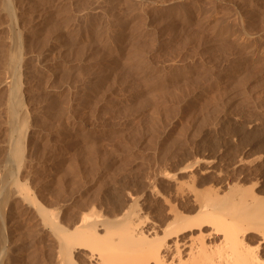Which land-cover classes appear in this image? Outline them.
I'll return each mask as SVG.
<instances>
[{
    "label": "rangeland",
    "instance_id": "obj_1",
    "mask_svg": "<svg viewBox=\"0 0 264 264\" xmlns=\"http://www.w3.org/2000/svg\"><path fill=\"white\" fill-rule=\"evenodd\" d=\"M1 1L0 51L9 36ZM134 1H12L23 25L21 99L39 133L25 149L32 164L26 159L22 179L36 183L30 187L44 204L62 187L77 201L123 193L124 209L135 201L149 224L166 225L174 206L171 216L194 215L196 201L223 198L230 186V198L238 189L264 202V0ZM161 1L177 7L162 12ZM245 34L256 59L238 42ZM101 207L95 211L108 215ZM27 220L15 217L11 236L37 235ZM251 238L264 258V244ZM45 243L26 246L22 258L8 253L7 264H47Z\"/></svg>",
    "mask_w": 264,
    "mask_h": 264
},
{
    "label": "bare ground",
    "instance_id": "obj_2",
    "mask_svg": "<svg viewBox=\"0 0 264 264\" xmlns=\"http://www.w3.org/2000/svg\"><path fill=\"white\" fill-rule=\"evenodd\" d=\"M12 1H1V13L8 20L6 29L9 36L5 38L6 41L0 51V57H2L0 61L5 66L4 79L0 85L8 89L5 103L7 140L5 144L3 143V150H0L3 152L0 156L2 157L0 162V264L9 262L7 261L8 253L24 257V248L35 244L38 239L47 243L49 250V260L46 258L47 264H264L262 252L258 251L259 247L254 250L247 242L249 237L256 239L258 237L260 238L258 239L259 244H264V202H261V198H257L259 196H254L251 200L250 197L248 200L243 199L244 195L243 198L237 195L240 194L238 189L235 192L237 197L232 195L234 198H230L232 192L236 190L235 186L226 189L225 197L222 193L223 198L219 194L215 196L209 193V199L205 194L202 202V198L200 200V197H196L199 200L195 199L198 207L194 215H183L175 210L176 212H172L171 216L170 211H173L176 206L169 212L166 209L168 212L166 216L170 218L166 225L156 224V222L149 224L145 221L140 215L141 208L134 206L138 204H135L133 198H131L134 201L133 205L124 209V203L121 200L124 194L119 192L113 194L116 191L101 190L102 192H99L97 196L77 201L80 199L76 197L77 193L76 196L69 194L68 198L67 190H62V187L56 190L54 200L50 201V204H46L47 202L44 204L42 197L38 196V193L39 195L41 193L40 190H36L37 193L31 189V187H37L36 183L35 187L29 184L30 187L27 181L22 179L23 165L25 166L26 159L29 160L24 156L25 149L34 145L36 132H34L35 127H32L34 124L29 123L28 112L21 99V94H23V92L20 93L21 66H23L21 64L24 61L21 48L24 40L17 25L19 27L23 25L21 14L13 8ZM167 1H161L160 11L168 13L177 7H172ZM244 36L245 38H240L238 42L247 51V57L256 59L259 53L252 45V36L246 34ZM24 68H26L25 65ZM37 117L40 118V116ZM30 163L32 164L31 161ZM26 169H29L28 165ZM31 170L27 171L31 173ZM227 192H229L228 195ZM153 193L155 194L156 190ZM96 206H105L108 215L95 211ZM18 215L28 219L27 221L33 225L34 229L33 227L32 229L35 233L37 232V235L27 236L28 239L22 236L25 240L22 237L11 236L10 233L14 232L12 230L13 220Z\"/></svg>",
    "mask_w": 264,
    "mask_h": 264
}]
</instances>
